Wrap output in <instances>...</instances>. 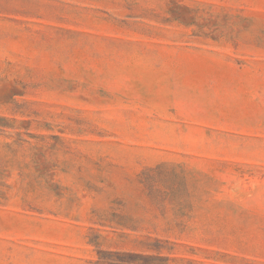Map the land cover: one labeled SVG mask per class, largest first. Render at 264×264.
<instances>
[{
    "label": "rangeland",
    "instance_id": "374dc122",
    "mask_svg": "<svg viewBox=\"0 0 264 264\" xmlns=\"http://www.w3.org/2000/svg\"><path fill=\"white\" fill-rule=\"evenodd\" d=\"M0 264H264V0H0Z\"/></svg>",
    "mask_w": 264,
    "mask_h": 264
}]
</instances>
